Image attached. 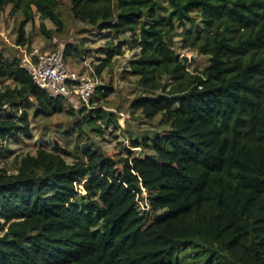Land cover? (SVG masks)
<instances>
[{
  "label": "trees",
  "instance_id": "16d2710c",
  "mask_svg": "<svg viewBox=\"0 0 264 264\" xmlns=\"http://www.w3.org/2000/svg\"><path fill=\"white\" fill-rule=\"evenodd\" d=\"M64 2L0 0V11L22 15L25 46L35 13L55 27L41 24L46 37L63 31ZM69 11L80 31L117 39L96 75L124 45L138 49L129 73L144 89L128 109L150 128L126 130L124 154L89 138L78 146L79 135L120 127L98 104L111 107L112 85L95 86L91 107L74 106L0 51V161L31 137V102L35 117L65 119L46 138L52 148L0 168V264H264V0H69ZM178 27L185 47L207 56L199 72L172 48Z\"/></svg>",
  "mask_w": 264,
  "mask_h": 264
},
{
  "label": "rangeland",
  "instance_id": "374dc122",
  "mask_svg": "<svg viewBox=\"0 0 264 264\" xmlns=\"http://www.w3.org/2000/svg\"><path fill=\"white\" fill-rule=\"evenodd\" d=\"M21 18L22 15L19 12L12 11L11 5L6 6L0 11V51L9 57L13 55L20 56L23 60L22 63L31 59L30 54L34 48L42 52L52 51L56 48L63 51L67 45H73L78 48L79 54L74 56L66 55L65 61L67 66L71 69L79 70L85 61L90 63L94 68L96 64L106 57V41L111 39L114 43L117 42V39L106 35V33L94 32L91 34L89 31H80L87 26L72 21L69 11V0H65L63 5V31L55 33L51 38L46 37L42 33L41 24L43 23L47 29H54V25L48 19H41L39 14L35 13L32 21L24 25L25 36L28 39L27 45H18L16 43L18 34L17 27ZM189 27L190 25L186 26V28ZM186 28H176L172 48L182 57L187 71L191 73L199 72L207 65V56L200 54L190 47H185V43L180 34ZM82 35L87 37L83 39L84 41H80ZM137 52L138 49H129L124 45L122 47V53L112 55L108 61V65L97 75V84H111L113 87V90L105 99V102H108L111 107H106L104 101L98 104H101L104 110L118 115L117 123L120 127L114 128L111 124L103 128L100 134L89 132V135H79L74 140L78 146L89 138L95 146L108 154L118 153L119 151L124 154L123 148L129 144L126 130L137 131L150 128L149 122L144 121L138 112L132 114L128 109L129 101L137 94L142 93L144 89L138 84V77L129 73V61L136 57ZM162 82L169 83L172 80L168 76H165ZM155 92L158 93L160 90H156ZM31 105L27 109V120L31 137L21 135L18 141L10 144L11 154L5 160L0 161V168L6 169L8 172L15 171L19 158L24 154H34L37 148L41 146L48 149L52 148V141L46 139L50 138V130L58 123L65 124L64 116L60 114L53 115L49 118L35 117L33 115L35 108L33 102H31ZM118 108L122 111L121 113L118 112ZM54 138L59 144L62 143L59 137ZM78 150L77 153H79ZM135 150L136 153L140 152L139 148ZM66 160L71 162L73 158L67 157ZM141 208H147V204L142 203Z\"/></svg>",
  "mask_w": 264,
  "mask_h": 264
},
{
  "label": "built area",
  "instance_id": "2783aa9c",
  "mask_svg": "<svg viewBox=\"0 0 264 264\" xmlns=\"http://www.w3.org/2000/svg\"><path fill=\"white\" fill-rule=\"evenodd\" d=\"M31 59L22 63L33 83L43 88L50 96H61L78 106H90V100L98 83L97 75L90 63L83 62L82 68L67 66L59 49L42 52L37 48L31 51Z\"/></svg>",
  "mask_w": 264,
  "mask_h": 264
}]
</instances>
